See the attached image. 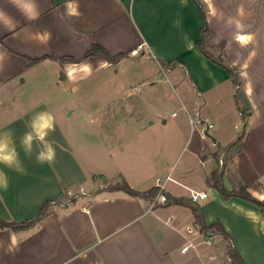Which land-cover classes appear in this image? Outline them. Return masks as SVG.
Here are the masks:
<instances>
[{
  "label": "crops",
  "instance_id": "obj_1",
  "mask_svg": "<svg viewBox=\"0 0 264 264\" xmlns=\"http://www.w3.org/2000/svg\"><path fill=\"white\" fill-rule=\"evenodd\" d=\"M28 2L0 0V132L12 133L28 170L20 175L0 165L9 178L8 190H0V221H27L59 200L29 225H0V264H232L228 238L245 264H264V233L239 209L264 212L240 196L225 198L209 182L221 168L227 189L244 184L264 199V0H34V20L18 10ZM206 27L208 50L219 51L234 72L202 51ZM93 44L127 56L116 63L102 54L82 58ZM125 59L146 60L154 64L146 76L159 69L173 87L181 85L179 112L149 113L145 99L125 100V115L109 118L112 128L104 129L102 116L87 118L90 136L64 126L52 102L36 99V87L32 97L16 96L27 70L58 65L55 88L85 91L88 76ZM43 111L55 121L48 136L54 164L36 163V143L30 157L19 148L25 125ZM207 123L213 127L205 135ZM119 180L143 192L160 186L169 201L152 206V198L110 188ZM190 189L208 197L194 203ZM191 205L221 229L202 231Z\"/></svg>",
  "mask_w": 264,
  "mask_h": 264
},
{
  "label": "rangeland",
  "instance_id": "obj_2",
  "mask_svg": "<svg viewBox=\"0 0 264 264\" xmlns=\"http://www.w3.org/2000/svg\"><path fill=\"white\" fill-rule=\"evenodd\" d=\"M212 53L219 57L221 55L219 51H213ZM153 65L146 62V60L140 62L125 59L120 64L108 66L106 68L107 72L101 75L93 73L88 76L80 85L85 91L77 87L67 91L55 88V82L60 78L58 65L54 64L47 70L46 68L40 67L34 73L27 70L20 77V80L22 78H25V80L21 83L22 90L19 93L17 92L16 96H21L23 99L24 96H27L29 93L31 94V90L36 87V99L43 102H52L53 108L59 118L63 119L64 126L67 128L72 127L75 132L77 131L80 134L90 135L94 127L93 125H89L87 118H93L95 115L102 116L107 122L104 125V129L112 128L113 125L109 124V118H120L125 115V100L132 99L137 101L139 98L145 99L152 109L148 110V112L150 111L149 113H152L153 109L159 110L164 114H168L173 110L179 112L178 97L182 93L181 85L175 83V90L173 85L170 84L169 77L162 71H159V69L154 76H146L154 67ZM157 78L161 79V83L157 84L156 91L150 88L148 83L149 80H156ZM44 85L54 87L51 89L52 91H40L39 87H43ZM97 86L102 87L100 89ZM134 86H138L137 91L133 90ZM32 96H34L33 93L31 94ZM157 98L162 99V103H156L158 102ZM134 111L141 112V106H138ZM142 111L145 112V109ZM88 143L89 141L87 140L85 145L88 146ZM230 153L231 151H226V153L221 155L224 162ZM209 156L211 162L217 163L210 153ZM118 186H124V181L119 180L111 185L110 188ZM180 239L181 241L184 240L183 237H180Z\"/></svg>",
  "mask_w": 264,
  "mask_h": 264
},
{
  "label": "clouds",
  "instance_id": "obj_3",
  "mask_svg": "<svg viewBox=\"0 0 264 264\" xmlns=\"http://www.w3.org/2000/svg\"><path fill=\"white\" fill-rule=\"evenodd\" d=\"M14 4H19V0H13ZM23 15L29 20L38 18L36 5L34 0L25 3L23 8H18ZM4 13L0 11V18L4 17ZM50 38V37H49ZM27 129L19 139V148L23 149L26 156H31L33 144L40 146L35 157L38 164H54L56 160V148L48 140V136L55 131L54 117L50 112L43 111L36 113L25 125ZM0 165H4L9 169H14L20 175H27L28 170L23 166L20 159L17 142L13 138L11 132H0ZM9 187V178L7 174L0 170V190L7 191ZM243 212L245 218L250 220L256 230L259 226V232L264 233V218L261 214L253 210L239 209Z\"/></svg>",
  "mask_w": 264,
  "mask_h": 264
},
{
  "label": "trees",
  "instance_id": "obj_4",
  "mask_svg": "<svg viewBox=\"0 0 264 264\" xmlns=\"http://www.w3.org/2000/svg\"><path fill=\"white\" fill-rule=\"evenodd\" d=\"M197 3H200L199 0H195ZM208 32V28H204L203 30V38L200 42V47L202 49V51L209 56L210 58L214 59L216 62L226 66L231 72H234L232 70V68H230L228 65L225 64V61L222 59V57L220 56H215L213 53H211L208 50V45L205 41V34ZM96 54H102L106 57V59L109 62H113L116 63L118 62L120 59H122L124 56H127L126 53H120L117 55H114L112 53H110L105 47H103L102 45L99 44H93L92 48L84 55V57L82 58H86L88 56L91 55H96ZM62 60L64 61H72V62H78L81 59H77L75 57H70V56H65L62 57ZM38 60H33L32 62H35ZM218 161H219V156L217 157ZM223 169L221 168H216L212 171L210 178H209V182L211 183L212 186H214L215 188H217L219 190V192L225 197V198H230L231 196H240L242 198H244L245 200L252 202L256 205L259 206V208L261 209L262 212H264V199H257L255 198L248 190H247V185H241L238 189H234V190H229L227 189L224 184H223ZM115 188H119V189H123L126 192H128L131 195H139V196H144V197H148V198H154L156 197L159 193H164V190L160 187V186H154L152 188H150L147 191H138L135 190L134 188H132L127 182H124V186H118ZM167 197V201H169L168 196ZM59 199H52V200H48L46 203H44L40 209L39 214L32 219H29L27 221L21 222V223H8L5 221H0V225L1 226H12V227H19V226H26L29 225L32 222H35L37 220H39L47 211V208L50 204L57 202ZM176 202H182L183 199H174ZM192 209L195 212V216H196V222L199 223L200 228L202 231H207L212 227H217L218 229H221V226L219 223H215L214 225H207V223L204 221V217H203V212L201 210V208L199 207V205H191ZM227 238V237H226ZM229 240L227 241V245H226V249H227V253L231 258V262L232 264H245L244 260L242 259V257L240 256V254L236 251V249L233 246V243L231 242V238H228Z\"/></svg>",
  "mask_w": 264,
  "mask_h": 264
},
{
  "label": "built area",
  "instance_id": "obj_5",
  "mask_svg": "<svg viewBox=\"0 0 264 264\" xmlns=\"http://www.w3.org/2000/svg\"><path fill=\"white\" fill-rule=\"evenodd\" d=\"M200 122V121H199ZM213 127V124L212 123H207V128L205 130V135L208 133V130L210 128ZM219 163L220 165H223L224 164V160H223V157L221 156L219 158ZM161 181V178H158V183ZM208 197V193L207 192H204V191H196L194 189H190V199L192 202L196 203V202H199L200 200H203L205 198ZM167 201V197L165 194L163 193H159L156 197H154L153 199H151V205L152 206H155L158 202H162V203H165ZM193 228H188L187 231H191ZM210 242V241H208ZM189 246H185L184 248H182V251L185 252L186 250H188ZM230 258V256H229ZM231 259V258H230Z\"/></svg>",
  "mask_w": 264,
  "mask_h": 264
}]
</instances>
